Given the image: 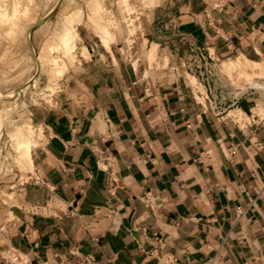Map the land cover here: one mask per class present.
<instances>
[{
  "label": "crops",
  "instance_id": "1",
  "mask_svg": "<svg viewBox=\"0 0 264 264\" xmlns=\"http://www.w3.org/2000/svg\"><path fill=\"white\" fill-rule=\"evenodd\" d=\"M222 2H178L174 30L154 37L194 77L221 58L264 61V0ZM92 65L81 94L40 122V183L0 199V264H264V117L251 112L254 99L231 108L213 86L217 116L170 66L145 75ZM234 109L251 120L228 116ZM7 247L26 262L4 260Z\"/></svg>",
  "mask_w": 264,
  "mask_h": 264
},
{
  "label": "rangeland",
  "instance_id": "2",
  "mask_svg": "<svg viewBox=\"0 0 264 264\" xmlns=\"http://www.w3.org/2000/svg\"><path fill=\"white\" fill-rule=\"evenodd\" d=\"M178 2L182 0H0V199L11 202L30 181L40 183L32 177L33 150L46 139L40 122L67 97L81 94L82 82L96 72L93 63L145 67V75L170 66L202 109L213 106L217 116L225 113L214 106L217 86L225 105L234 108L240 99L251 98V112L264 117V87H259L264 85V61L240 54L221 58L194 77L174 55L160 52L154 37L174 30L168 21L177 14ZM66 27L72 35L68 44L74 47L68 52L63 43ZM107 32L111 34L102 41ZM230 115L251 120L239 109ZM12 250L21 255L7 247L2 258L18 262L10 256ZM21 261L26 262L23 257Z\"/></svg>",
  "mask_w": 264,
  "mask_h": 264
},
{
  "label": "bare ground",
  "instance_id": "3",
  "mask_svg": "<svg viewBox=\"0 0 264 264\" xmlns=\"http://www.w3.org/2000/svg\"><path fill=\"white\" fill-rule=\"evenodd\" d=\"M100 8V7H99ZM98 8V9H99ZM92 10L94 11V12H96V6L95 5H93V7H92ZM100 10V9H99ZM113 17V16H112ZM66 18H68V16L66 17ZM71 18V17H70ZM111 18V17H110ZM108 19H109V17H108ZM70 19H68L67 21H69ZM96 26L97 27H100V26H102V25H100L99 23H97L96 24ZM100 29H102V27L100 28ZM100 31V30H99ZM106 30H105V28H104V32H105ZM70 32H71V29H70V27H66L65 28V31H64V37H63V43H64V46L66 47V50H67V52H68V49H73L74 47L72 46V44H68L69 43V40L71 39V36L72 35H70ZM101 32V31H100ZM103 33V32H102ZM111 33H109V32H107L106 33V35L105 34H102L101 35V37H102V41H103V38H107V37H109V35H110ZM104 36V37H103ZM105 39H104V42H105ZM108 40V39H107ZM108 42H105V43H103V44H107Z\"/></svg>",
  "mask_w": 264,
  "mask_h": 264
},
{
  "label": "built area",
  "instance_id": "4",
  "mask_svg": "<svg viewBox=\"0 0 264 264\" xmlns=\"http://www.w3.org/2000/svg\"><path fill=\"white\" fill-rule=\"evenodd\" d=\"M263 85V84H262ZM251 88L250 89H255L253 86H250ZM260 88L261 87H264V85L263 86H259ZM10 251H8V253H9ZM10 256H12V258H13V261H18V262H22L21 260H22V256L21 255H19L15 250H12L11 251V253H10ZM9 261L10 262H12L11 260H10V258H9ZM25 263V262H24Z\"/></svg>",
  "mask_w": 264,
  "mask_h": 264
}]
</instances>
